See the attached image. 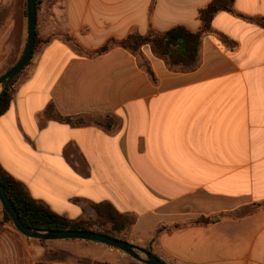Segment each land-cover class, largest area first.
<instances>
[{
  "label": "crops",
  "instance_id": "1",
  "mask_svg": "<svg viewBox=\"0 0 264 264\" xmlns=\"http://www.w3.org/2000/svg\"><path fill=\"white\" fill-rule=\"evenodd\" d=\"M211 1H37L36 49L0 116V165L67 218H94L104 201L134 215L130 243L165 263L264 264V207L192 224L264 203V28L247 19L264 18V0H235L238 14L218 13L190 71L170 69L150 45L97 53L133 32H196ZM27 12V0H0V77L25 50ZM49 105L116 125L59 122L44 116ZM50 242L4 224L0 264H144L100 243Z\"/></svg>",
  "mask_w": 264,
  "mask_h": 264
},
{
  "label": "trees",
  "instance_id": "2",
  "mask_svg": "<svg viewBox=\"0 0 264 264\" xmlns=\"http://www.w3.org/2000/svg\"><path fill=\"white\" fill-rule=\"evenodd\" d=\"M222 11L238 14L235 9V0H212L209 4L200 9L199 19L201 21V27L196 32L191 31L184 25L172 27L165 32L151 30L146 35L133 32L122 41H110L107 45L99 49L97 53L106 52L110 46L116 45L123 47L131 53L139 54L143 46L150 45L155 55L163 58L170 69L175 71L193 70L198 66L201 42L206 35L215 33L212 22L215 16ZM247 19L264 28V18L247 17ZM219 36L230 48H235V44L226 36ZM67 40L71 44L75 43L73 38H68ZM18 77L19 75L15 77L0 94V116L6 113L10 108L16 94V81ZM44 116L72 125L95 124L104 126L108 129L116 125V120L112 117L100 119L90 116H63L57 112L53 105H49L46 108ZM0 183L21 222L28 228L57 231H93L107 237L130 242L128 239V232L135 224L136 217L118 211L110 202L104 201L94 204V209L97 214V218L95 219H70L54 212L46 205L35 200L29 194L23 183L8 174L1 165ZM261 207H264V203L243 207L232 213L202 217L192 224L210 225L227 217L243 218L253 214ZM2 213L3 219L0 221V226L8 224L14 228L12 219L4 209ZM181 226L183 225L177 224L172 227L159 228L155 238L150 244H156L158 236L162 232ZM39 241L44 245L46 244V241ZM146 250L152 253L151 246H148ZM52 253L56 254L57 252L52 251Z\"/></svg>",
  "mask_w": 264,
  "mask_h": 264
},
{
  "label": "water",
  "instance_id": "3",
  "mask_svg": "<svg viewBox=\"0 0 264 264\" xmlns=\"http://www.w3.org/2000/svg\"><path fill=\"white\" fill-rule=\"evenodd\" d=\"M38 0H27V18H28V38L25 50L18 62L4 75L0 77V94L11 83V81L20 75V73L29 65L35 49L37 39V2ZM0 202L5 212L12 219L15 229L22 235L37 240H81L94 243H100L127 253L133 259L144 264H167L153 253L144 248L136 246L130 242L114 239L95 233L93 231H57V230H38L31 229L23 225L15 209L11 205L7 195L0 183Z\"/></svg>",
  "mask_w": 264,
  "mask_h": 264
},
{
  "label": "rangeland",
  "instance_id": "4",
  "mask_svg": "<svg viewBox=\"0 0 264 264\" xmlns=\"http://www.w3.org/2000/svg\"><path fill=\"white\" fill-rule=\"evenodd\" d=\"M3 207L2 204L0 202V221L3 219V213H2ZM95 219L97 218V214L96 217L92 218V217H88V218H84V219ZM11 226V225H10ZM14 226V225H13ZM12 227V226H11ZM13 228V227H12ZM15 229V227L13 228ZM16 230V229H15ZM17 231V230H16ZM18 232V231H17ZM80 240H53L50 243H52V245L54 247L60 246V245H66V244H71V243H75V242H79ZM46 245V244H45ZM74 251V250H73ZM71 255H69L68 252H57L56 254H52L51 258H68Z\"/></svg>",
  "mask_w": 264,
  "mask_h": 264
}]
</instances>
